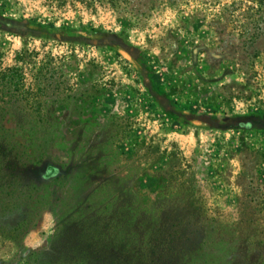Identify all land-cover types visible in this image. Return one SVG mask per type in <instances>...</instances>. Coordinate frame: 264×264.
I'll use <instances>...</instances> for the list:
<instances>
[{"label": "rangeland", "instance_id": "rangeland-1", "mask_svg": "<svg viewBox=\"0 0 264 264\" xmlns=\"http://www.w3.org/2000/svg\"><path fill=\"white\" fill-rule=\"evenodd\" d=\"M0 264H264V0H0Z\"/></svg>", "mask_w": 264, "mask_h": 264}]
</instances>
